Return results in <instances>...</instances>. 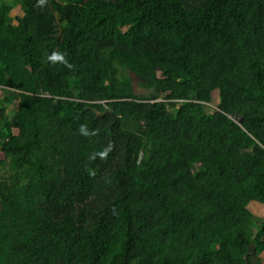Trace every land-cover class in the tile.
<instances>
[{"label": "trees", "instance_id": "1", "mask_svg": "<svg viewBox=\"0 0 264 264\" xmlns=\"http://www.w3.org/2000/svg\"><path fill=\"white\" fill-rule=\"evenodd\" d=\"M262 253L264 0H0V264Z\"/></svg>", "mask_w": 264, "mask_h": 264}, {"label": "rangeland", "instance_id": "2", "mask_svg": "<svg viewBox=\"0 0 264 264\" xmlns=\"http://www.w3.org/2000/svg\"><path fill=\"white\" fill-rule=\"evenodd\" d=\"M12 15H19V16H21L22 15V12H21V10L20 9H14L13 11H12ZM125 72V74L128 76L129 74H128V72L127 71H124ZM137 90H139V88H137ZM141 91V90H140ZM218 100H216V102H217ZM15 132H17L16 130H14ZM252 211L254 212V214L255 215H257V216H262V211L258 208H252ZM252 230L253 231H256L257 230V228L254 226V225H252ZM260 258H262V260L264 259V253H262L261 255H260Z\"/></svg>", "mask_w": 264, "mask_h": 264}, {"label": "clouds", "instance_id": "3", "mask_svg": "<svg viewBox=\"0 0 264 264\" xmlns=\"http://www.w3.org/2000/svg\"><path fill=\"white\" fill-rule=\"evenodd\" d=\"M59 57H53V59H58ZM65 63H66V61H65ZM81 132H83L85 135H87L88 133H87V131H86V129L82 126L81 127ZM107 154V151H104V152H100L99 153V155L101 156V157H103V156H105ZM94 158V157H93Z\"/></svg>", "mask_w": 264, "mask_h": 264}, {"label": "water", "instance_id": "4", "mask_svg": "<svg viewBox=\"0 0 264 264\" xmlns=\"http://www.w3.org/2000/svg\"><path fill=\"white\" fill-rule=\"evenodd\" d=\"M95 111V113L97 114V115H104L105 113H106V111L105 112H99L98 110H94ZM233 117L237 120V121H240L241 120V117L240 116H236V115H233Z\"/></svg>", "mask_w": 264, "mask_h": 264}]
</instances>
